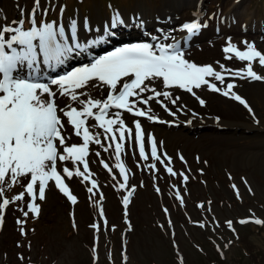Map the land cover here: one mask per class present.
<instances>
[{
    "label": "rangeland",
    "instance_id": "rangeland-1",
    "mask_svg": "<svg viewBox=\"0 0 264 264\" xmlns=\"http://www.w3.org/2000/svg\"><path fill=\"white\" fill-rule=\"evenodd\" d=\"M182 1L184 0H161L163 7H160V9H162L163 13L165 7H171L176 11H170V13L172 15L173 13H176L174 15H178L179 13L181 21L176 19L175 24L170 26L171 31L169 32L170 36L168 39H164L162 35V33H165V30L152 33L153 36L161 38L159 39L160 42L173 43L177 38L180 41L183 38L181 36L185 33L181 30L182 25L197 18L195 15L197 9L203 10V6L198 7L197 5L191 7V9L185 7L179 10L181 6L186 5H182L184 2L180 4ZM159 2L160 0H156L155 4H150L148 11L154 10ZM203 2L204 4L210 2L213 6L221 7L222 10L227 4L226 9L229 12L234 11L233 7L240 4L236 8V12H240L241 16H238L236 13L235 16L239 17V20L249 21V27L253 31L256 27L261 26L259 22L264 21L263 0L259 1L261 4L257 0H238V2L237 0H204ZM0 4V14L2 15L0 17V29L5 26L17 27V21L13 18L15 8L12 6V2L0 0ZM131 8L132 10L134 8H144L147 10V5L143 4L142 0H134L129 9H120V11L124 13ZM193 9L194 12H192ZM189 10L191 11L189 12ZM180 12L184 13L180 14ZM86 18L87 21L96 18L102 25L105 24L106 19L104 11L98 13L96 9L89 10ZM259 18L262 21H259ZM77 19L80 20V16L78 13H75L71 14L69 19L62 18V23H45L53 24L55 29L63 27L65 21L72 22ZM254 19L258 21L256 22ZM206 28H203L200 33L206 31ZM233 29L237 30V27ZM77 32L78 28H76V35ZM11 35L12 33H7L6 37H10ZM221 38L223 40H219ZM228 38H234L231 42L241 50L245 47L242 42L248 41L254 43L256 48L264 53V41L254 42L252 39H246L245 35L239 34L234 37L230 35L220 38L214 37L210 40L198 38L196 43L192 42L181 46V48L185 51L186 59L198 65H212L215 70L221 71V73L231 74V77H225V84L234 82L237 85L233 91L246 99L259 123H256L254 119L246 114L244 106L239 102L220 93L212 92L206 86L193 90L196 96L206 101V105L203 107L191 93L179 88L168 89L174 96L180 97V100L177 102L178 105H186L182 111H177V106L165 101L164 103L168 105L169 109L176 113L175 116L169 115L163 107L154 101L150 102L153 114L165 121H175L177 126H179L175 129L166 128L172 126L167 123L149 122L146 118L134 117L121 110V115L126 121V126L133 130V136V121H141L142 128L145 130V152L148 156L147 160H141L139 151L134 144V139L131 143L127 139L123 142L124 149L122 150L120 161L123 162V166L127 169L128 185L125 189H119V184L124 181H122L123 178L120 176L118 167L116 166L115 143L110 139L104 138L103 129L98 127L94 129L95 132L100 133V144L93 143L90 145L89 168L94 173L91 179H95L98 182V193L94 189L96 195L93 197V200H96L98 205H100L102 201L99 200V197L103 195L106 201L107 219L113 223L114 227L112 230L115 231L112 235H108L107 233L104 235L103 230L100 229L97 231L98 240L96 251L94 252L96 259H98L96 264H108L106 259L110 260L109 264H121L117 261V231L120 235H125L126 231H130L129 233L127 232L129 243V262L127 264H172L169 239L172 240L173 238H176L180 244V248L182 246L185 248L186 260L195 262L192 260V257L195 256L197 258L196 262L205 264L207 259L200 262L196 251L188 245L190 243L186 236L187 234L190 238L193 236L198 238L200 244H208L206 237L209 238L214 232L217 235L225 236L224 238L227 237V232L220 228L223 227L227 217L242 214L245 216L260 215L262 220H264V120L262 119L264 117V84H262L263 82L233 78L232 73L242 69L243 64H247V62L236 59L232 53L225 54L223 52L222 49L226 46ZM145 39L144 37H134L130 42L115 44L94 58L106 55L108 52L125 44L143 43ZM35 42L36 40L33 41L34 44ZM226 55L232 58L226 59ZM90 62L78 64L72 67V69ZM220 65H223L224 69H221ZM253 67L259 75L264 76V67H261L258 62H254ZM228 70H231V72ZM64 73H58L49 76V78H55ZM156 83L157 87L162 89V82L157 81ZM216 83L218 86L224 87L223 85H219V82ZM88 91L97 98L104 99L107 97V90L97 91L89 89ZM144 95H150V93H145ZM81 98L84 99L85 97ZM160 99L163 100L162 97ZM235 102L238 106L235 105ZM59 103L61 106H64L67 103V98H60ZM73 106L79 107L78 105ZM138 106L143 107V105ZM110 111L114 113L118 110L111 109ZM193 112L197 113V116L193 117ZM215 116L221 117L220 123L222 125L234 128L217 130L212 126H207L197 128V131L192 133L185 132L181 127L187 124L185 123L187 120L192 121L190 125L187 124L189 126L202 123L203 119L207 122H214L216 120ZM199 118H202V120ZM62 119L66 120L63 117ZM89 122L91 124L97 123L94 119ZM66 128L69 133L72 132L71 126H66ZM148 133H151L155 137L158 155L161 156V159H164L165 154L171 157V163L168 166L173 168L177 173L176 176H171L165 170L164 164L151 159L150 145L147 144ZM116 136L118 137L119 133H116ZM71 142L80 143L81 140L73 136ZM160 142H162V145ZM109 145L111 146L109 147ZM104 148H108V151H104ZM96 152H99L100 155L97 156ZM181 156H183V160H181ZM101 160L108 164L109 167L105 168L100 163ZM165 163L167 164V161ZM150 164H155L156 169L153 170L148 167ZM64 166V164L58 162V170L62 171ZM67 166L70 169L73 168L71 162H67ZM181 172L188 176L187 182H184L183 177L179 175ZM143 173H146L150 177V180L137 184L134 181L135 175L144 177ZM105 175L106 178H104ZM229 180H231V183L228 189L227 182ZM65 181L72 193L78 198V203L75 205V221L77 226L75 230L70 231L69 219L66 214L67 206L61 197H59L60 193L49 187V190L46 192V199L44 201H36L41 206L39 216L45 217L46 224L36 228L35 231L30 229L28 235L21 234V225L17 224V220H24L25 218L21 209L27 210L26 202L28 198L26 197V201L22 202L16 210L17 218L12 219V222L16 225H13L10 230L3 231L2 233L6 238V243L10 244L16 251L19 249L17 245L14 246L13 239H17L18 236L14 235L16 232L19 233L17 242L23 243L20 251L30 256L37 253L41 259H44L45 256L46 260L43 264H86L89 257L85 245L89 244L90 236L89 230L86 227L89 226L92 229L90 227L92 224L90 212L86 203V200H89L90 196H86L84 192L91 185L88 182L82 183L81 178L77 177H73L71 180L65 177ZM233 184L239 190L241 197L239 199L232 187ZM133 186H135V191L129 203L130 213L128 217L131 221V227L129 228L130 230H126L124 224H121V226L119 224L120 214L117 204L119 197L131 190ZM157 188L160 189L159 192L156 191ZM21 191H23V188L20 186L15 194H19ZM177 192L180 193L183 204L175 197ZM198 202V205H203V207L197 208ZM165 209H167V213ZM113 210L114 213L111 212ZM29 216L34 217L31 213H29ZM200 216L206 217L207 223L211 222L210 228L214 232H209L207 227L200 231L191 226L190 222L192 219ZM169 221H171L170 228L167 226ZM95 222L98 224L97 221ZM157 222L161 224L156 225ZM28 227L29 225L23 226L24 229H28ZM170 229L174 231L171 234H169ZM242 231H246L249 243H252L253 246H257L263 251V255L260 253L262 257L258 260V264H264V225L258 228H254L253 224L246 225L242 228ZM104 237H107L108 240L105 241ZM240 240L244 243L242 238ZM119 250L120 248L118 252ZM237 250L239 249L233 243L227 250L224 249L225 256L234 255ZM245 250L247 252L245 257L251 262L254 261V257H258L259 255L258 252L252 253L247 246Z\"/></svg>",
    "mask_w": 264,
    "mask_h": 264
},
{
    "label": "snow or ice",
    "instance_id": "snow-or-ice-1",
    "mask_svg": "<svg viewBox=\"0 0 264 264\" xmlns=\"http://www.w3.org/2000/svg\"><path fill=\"white\" fill-rule=\"evenodd\" d=\"M38 8L39 0H36L33 13ZM63 11L64 9L61 8V12ZM133 19L139 21V27L143 26L140 17ZM124 23L121 14L118 11L114 12L110 26L105 25V35L89 40L87 45H82L75 44L77 24L76 21H72L70 27L73 42L77 48L81 49L105 43L108 37L114 35L110 29ZM85 27H88L87 18ZM206 27H208L207 23H200L198 17L184 23L181 28L186 33L184 43L187 44L188 40L199 35ZM7 33L12 35L6 37ZM57 34L63 37L64 28L60 27L57 31L51 23H44L38 27L31 26L28 30H23V21H20L17 27L5 26L0 29V226L3 224L5 209L11 203L25 202L26 197L28 198L27 210L21 209L23 216L27 218L31 213L34 217H38L41 206L36 201L46 199V192L51 182H54L55 187L73 205H76L78 198L70 190L65 177L68 180L73 177L81 178L82 183L90 182L91 186L87 187L88 193L91 194L90 200L96 195L94 189L98 190V182L91 179L94 173L89 168L90 145L100 144V133L94 131L96 127L103 129L105 139L115 143L116 166L124 181L119 184V189H125L128 185L127 169L119 163L124 149L123 142L127 139L131 143L134 139L141 160H147L148 156L145 152V130L142 128L141 121H133V136V130L126 126L121 110L134 117L146 118L149 122L174 124V121L159 119L150 107V102L154 101L169 115L175 116L176 113L164 103L168 101L177 106V111H182L186 105H178L180 97L174 96L168 89L179 88L191 93L203 107L206 101L196 96L193 90L206 86L212 92L239 102L253 116L254 121L259 123L246 99L233 91L237 85L234 82L225 84V76L221 71L215 70L212 65H198L186 59L185 51L181 48L179 41L163 43L158 37L153 36L152 40L156 41L155 43L125 44L106 55L92 59L88 64L76 67L55 78H49L40 73L37 63V45L33 41H39L38 46L45 58L44 62L46 64L53 62L49 66L54 69L64 62L63 58L68 53L72 52V48L57 42ZM162 35L164 39L170 36L165 33ZM242 43L245 46L243 50L232 43L231 38H228L226 46L222 49L225 54L232 53L236 59L247 62L244 69L232 73L233 78L264 82V76L259 75L253 67L254 62L264 67V53L252 42L243 41ZM15 45H19V50ZM225 58L232 57L226 55ZM220 68L224 69V66L220 65ZM228 71L231 72V70ZM157 81L162 82V89L157 87ZM216 82L224 87L218 86ZM89 89L107 90V97L97 98L88 91ZM145 93L150 95H144ZM161 97L163 100L160 99ZM60 98H67L64 106L60 105ZM111 109L118 111L113 113ZM192 115L195 117L197 113L193 112ZM92 119L97 123L91 124L89 121ZM185 123L190 125L192 121L187 120ZM66 126H71V133L67 131ZM116 133H119L118 137ZM73 136L80 138L81 142H71ZM160 143L162 145V142ZM147 144L150 145L151 159L164 164L165 170L171 176H176L177 173L168 166L171 163V157L165 154L164 159H161L158 155L157 141L151 133L147 134ZM104 151H108V148H104ZM96 155L99 156L100 153L96 152ZM180 158L183 160V156ZM58 162L65 165L62 171L58 170ZM67 162H71L73 168L70 169ZM100 163L105 168L109 167L103 160ZM148 167L156 169L155 164H150ZM179 175L183 177L184 182H187V175L183 172ZM14 185H20L23 191L9 200L5 197V186L11 188ZM232 187L236 191L237 198H241L237 186L233 184ZM134 191L135 186L123 196L122 203L125 209ZM156 191L159 192L160 189L157 188ZM176 198L183 204L179 192L176 193ZM103 199L101 195L99 200L103 201ZM95 203L98 204V202ZM165 212L167 213V209ZM99 215L104 219L105 213L102 208ZM24 223V220H17V224L21 225L22 235H26L22 226ZM104 223L107 224L106 219ZM226 223L228 228L235 232L233 222L229 220ZM238 223L264 225V220L248 217L240 219ZM169 225L171 226V221ZM199 226L205 227L203 223ZM76 227L73 220V228ZM90 227L99 231L96 223ZM95 251L94 248L93 252ZM123 258L127 261L126 253L123 254Z\"/></svg>",
    "mask_w": 264,
    "mask_h": 264
},
{
    "label": "bare ground",
    "instance_id": "bare-ground-1",
    "mask_svg": "<svg viewBox=\"0 0 264 264\" xmlns=\"http://www.w3.org/2000/svg\"><path fill=\"white\" fill-rule=\"evenodd\" d=\"M184 2V3H183ZM183 3V4H182ZM180 4H182V5H185V6H181L180 7V9L179 10H182V9H184L185 7H187V6H189L190 4H191V1H186V0H184V1H182Z\"/></svg>",
    "mask_w": 264,
    "mask_h": 264
}]
</instances>
